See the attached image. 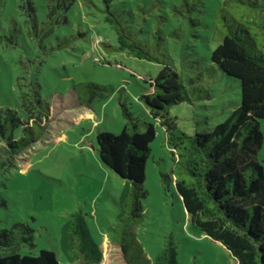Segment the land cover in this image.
I'll use <instances>...</instances> for the list:
<instances>
[{
    "label": "rangeland",
    "instance_id": "obj_1",
    "mask_svg": "<svg viewBox=\"0 0 264 264\" xmlns=\"http://www.w3.org/2000/svg\"><path fill=\"white\" fill-rule=\"evenodd\" d=\"M194 1H112V10L156 57L148 61L118 49L117 35L105 21L104 0H76L67 12L68 21L50 35H45L44 0H35L36 32L35 21L27 24L20 0H0V111L10 108L23 117L20 78L34 82L51 108L44 129H33L38 140L18 155L7 156L0 137V228L26 226L14 229L19 236H32V242L17 246L20 253L38 255L47 249L61 264H71L60 249L61 227L72 214L82 213L103 249L101 264H126L110 238L129 181L101 162L97 144L101 131L123 130L125 105L140 121L139 130L142 122L154 123L157 130L146 181L138 185L145 194L143 217L130 232L152 260L172 235L178 264H236L220 242L193 226L174 183L165 184L162 174H171L174 167L166 131L140 99L151 90L149 81L170 63L192 97V104L171 108L183 131H212L240 106V81L211 62L218 44L214 27L224 0H202L196 6ZM263 42L259 40L264 51ZM261 131L264 136V122ZM15 136L30 139L31 132L18 127ZM258 160L264 167V143Z\"/></svg>",
    "mask_w": 264,
    "mask_h": 264
},
{
    "label": "trees",
    "instance_id": "obj_2",
    "mask_svg": "<svg viewBox=\"0 0 264 264\" xmlns=\"http://www.w3.org/2000/svg\"><path fill=\"white\" fill-rule=\"evenodd\" d=\"M76 0H44L46 7L45 35L68 21L67 12ZM113 0H104L105 21L117 35L118 49L139 59L155 61L148 47L134 36L112 10ZM92 3V0H87ZM202 3L195 0L194 6ZM19 7L27 24L38 16L35 0H20ZM191 21H193L191 19ZM17 32L13 29L12 34ZM176 35V33H173ZM262 37V38H260ZM213 38L218 42L211 62L225 75L240 81V106L212 131L189 134L183 131L171 108L181 103L192 104L190 90L177 68L165 63L157 76L149 81L151 90L140 99L150 116L166 131V147L174 167L171 174H162L166 185L174 183L193 226L211 239L220 242L235 258L236 264H264V167L258 160L264 143L261 123L264 122V0H224L219 9ZM264 45V42H263ZM95 62L101 60L95 58ZM109 63L111 62H104ZM19 83V108L0 111V137L7 156L18 155L36 142L33 129L51 114L38 87L32 81ZM89 87H92L89 86ZM127 119L120 133L101 131L97 135L101 162L121 178L129 181L121 194L119 224L112 228L110 242L119 248L126 264H178L177 248L172 235L155 259H150L131 226L143 217L138 185L146 181L151 143L157 136L152 122L140 121L123 106ZM20 127L31 137L17 138ZM132 184V186H130ZM15 228H0V264H61L56 255L43 249L38 255L22 254L17 246L32 242ZM60 249L71 264H101L104 252L94 239L82 213H74L62 225Z\"/></svg>",
    "mask_w": 264,
    "mask_h": 264
}]
</instances>
